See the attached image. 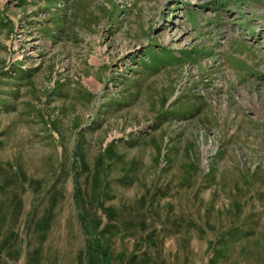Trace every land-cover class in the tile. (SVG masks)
Instances as JSON below:
<instances>
[{"label": "rangeland", "instance_id": "obj_1", "mask_svg": "<svg viewBox=\"0 0 264 264\" xmlns=\"http://www.w3.org/2000/svg\"><path fill=\"white\" fill-rule=\"evenodd\" d=\"M86 231L264 264V0H0V264H87Z\"/></svg>", "mask_w": 264, "mask_h": 264}, {"label": "trees", "instance_id": "obj_2", "mask_svg": "<svg viewBox=\"0 0 264 264\" xmlns=\"http://www.w3.org/2000/svg\"><path fill=\"white\" fill-rule=\"evenodd\" d=\"M19 72V71H17ZM84 225V221H82ZM98 223L94 225V231L96 228H99L101 223L98 220ZM85 227V225H84ZM89 234V239L86 240V249L85 257L87 264H111L109 250L104 246V243L100 240L98 235L92 236L91 231H86ZM102 233V232H101ZM98 234V233H97ZM150 256L144 255L139 262H137V255L132 254L125 264H150ZM213 263V260H210V264Z\"/></svg>", "mask_w": 264, "mask_h": 264}]
</instances>
